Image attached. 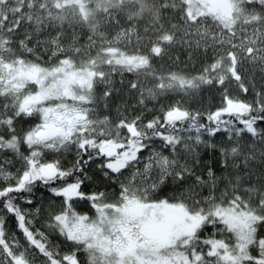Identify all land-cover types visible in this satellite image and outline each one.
<instances>
[{
    "label": "snow or ice",
    "instance_id": "6c2138e0",
    "mask_svg": "<svg viewBox=\"0 0 264 264\" xmlns=\"http://www.w3.org/2000/svg\"><path fill=\"white\" fill-rule=\"evenodd\" d=\"M251 3L264 8V0ZM33 7L29 0H0V60L23 61L13 45L32 56L60 40L63 33L42 35L48 27L42 17L35 23L30 12L20 18ZM23 24L28 27L21 32ZM261 36L257 31L248 37L244 53H228L230 62L252 66L247 84L236 68L218 72L221 60L213 54L174 93L190 98L214 86L219 107L203 112L174 100L136 115L117 106L113 121L101 114L120 91L110 79L97 101H84V111L75 104L49 106L39 87L23 104L0 91L7 101L0 103V264H264V176L253 181L248 168L257 155L264 158V149L256 147L264 142V83L256 86L257 72L264 81ZM202 51L207 55L208 47ZM41 78L47 82L45 76L31 83ZM230 80L238 95L230 94ZM127 84L140 89L137 103L145 105L139 78ZM175 88L170 83L147 92L157 101ZM250 95V102L242 99ZM244 137L253 143H241ZM141 188L160 194L155 204L181 210L182 222L154 233L149 213L133 218L129 210L147 202ZM82 203L86 209L78 211Z\"/></svg>",
    "mask_w": 264,
    "mask_h": 264
},
{
    "label": "rangeland",
    "instance_id": "374dc122",
    "mask_svg": "<svg viewBox=\"0 0 264 264\" xmlns=\"http://www.w3.org/2000/svg\"><path fill=\"white\" fill-rule=\"evenodd\" d=\"M55 1L29 0L34 7L19 13L21 19H26L30 12L33 23L36 18L42 17L48 25L43 36L54 38L58 33L63 35L54 45L50 42L44 46L48 48L47 52L38 48L32 56H28L13 45L16 56H22L23 61L8 63L0 60V73H3L4 81L0 85V91L8 92V99L14 97L13 92L19 93V102L23 104L31 98L29 93L39 87V96L43 99L51 96L65 97L59 102L49 100V106L57 103L75 104L84 111L87 108V104L83 102L86 99L84 94L91 92L93 88L99 90L105 86L103 81L106 79L113 81L118 77L119 80L128 82L127 79L133 73L130 70L127 72L128 68L135 67L143 60L169 59L180 71L186 70L177 72L178 78L174 80L183 79L187 84L213 54L221 60L218 72H231L236 68L243 77L244 84H247L252 66L247 61L243 65L230 62L228 53H244L245 40L254 36L257 31L264 39V16L254 13L250 9L253 3H243L244 0H237L234 4L223 1L215 8L203 2L198 4V0H78V4L72 0L63 4ZM41 3L44 5L43 10L40 8ZM23 25L28 27L27 24ZM233 44L241 47L232 48ZM205 47H208L207 55L202 51ZM53 51L56 53L54 56L50 55ZM241 58L237 56L236 60ZM61 60L63 62L58 63ZM245 68L249 71L245 72ZM5 75L11 79L16 77L15 84ZM45 76L46 83H39L43 78L38 84L31 83L37 77ZM256 81L257 88L264 83L259 72L256 73ZM228 87L230 94H239L235 81L230 80ZM22 90L27 92L20 96ZM201 92L202 89L199 94ZM67 95H73L75 99L67 100ZM171 97L176 99L174 93ZM201 98V95L198 96V99ZM205 99L207 96L201 100ZM242 99L250 102L252 97L250 95ZM4 102H7L5 98L0 97V103ZM186 103L188 102L184 101L183 105ZM133 105L135 103L124 107V111L133 108L129 112V115H133ZM109 108L117 117L115 109ZM145 108L149 107L143 105L137 109ZM259 146L263 149L264 142H258L257 148ZM248 168L254 170L253 181L256 176H264V172H261L264 170V161L258 155L249 162ZM140 194L147 197V202L141 201L139 205H134L129 210L130 215L139 218L149 213L153 218L151 231L163 233L172 225L182 222L181 210L154 203V199L159 198L158 193H145L141 188ZM152 203L156 207L147 205Z\"/></svg>",
    "mask_w": 264,
    "mask_h": 264
},
{
    "label": "trees",
    "instance_id": "16d2710c",
    "mask_svg": "<svg viewBox=\"0 0 264 264\" xmlns=\"http://www.w3.org/2000/svg\"><path fill=\"white\" fill-rule=\"evenodd\" d=\"M56 1L58 2V4H63L67 0H56ZM72 1H75L76 4H78V2H79L78 0H72ZM198 4H200L199 1H198ZM84 6H85V3H84ZM256 10H259V11L262 10L264 12V9L260 8V7H258V9H256ZM20 15H23V14H20ZM26 28H27L26 25H21V32H23L24 29H26ZM129 70L133 71V73L131 74V77L129 79H127V81H131V80L139 78V82H140L141 86L145 89V91H147V89L151 87L158 92L161 84L166 89L168 84L171 83V84L176 85V88L173 90V93H175V92L180 91L181 88H184L187 86L186 81H184V83L181 84V79L174 80L176 77L178 78L177 72L182 73V72H185L186 70L183 69L182 71H180L179 68L174 67L172 65L171 61L167 58L143 60V61L137 63L135 65V67L128 68L127 72H129ZM118 81H120L118 77L113 80L115 87L120 89L119 94L113 95L110 98L109 107L115 109V107L119 104L126 107V106L130 105L131 103H135L136 107H134L135 109H134L133 115L140 114L141 111H143V110L137 109L138 107H141V105H139L137 103L138 92L140 91V89H137L136 91H131L128 88L127 82H125L123 85H121L120 83H118ZM95 89L96 88H93V90L91 92L83 95L84 98H86L85 100L97 101L101 97L100 94H103V92L105 90V86L99 88V90H95ZM145 91H144V96H145V101H146L145 105H147V107L153 109L154 112L158 111L162 105L167 106V105L173 103L174 100H180V99L188 102L185 105H183V107L186 110H201L203 112V111L207 110L208 106H210V105L212 107H219V93L217 92V90L214 86L210 87V88H205V90L202 89V92L200 94L198 92L196 94L191 95L190 98L188 97L186 99H184L181 96H176V99L172 98L171 97L173 94L172 93L168 96L160 97L157 101H153L148 97V95H146ZM24 92H27V91L22 90L20 92V96L22 94H24ZM13 93H14L15 101H19L18 95L15 92H13ZM80 94H81V91H80ZM200 95L202 98L207 96V99H205V100H201L202 98L198 99V96H200ZM48 100L56 102V100H53L50 98ZM86 107H88V105H86ZM132 109H130V110L127 109V111H124V112L129 114V112L132 111ZM123 110H124V108H123ZM101 114L111 115L113 121L118 119V116L116 117L114 115V113L110 110V108H109L108 113L102 112ZM148 118H151V114L148 115ZM233 119L235 120L236 117L234 116ZM241 119L247 120V119H250V117H241ZM219 139H221V137H217V140H219ZM241 143L251 144V143H253V141L250 140L248 137H244L242 139ZM257 146H258V142L256 143V147ZM257 149H262V147L259 146ZM259 158L261 159V161H264V158H261V157H259ZM69 159H70V157H69ZM261 172H264V170H261ZM168 191L171 192L172 189L169 188ZM42 200L45 204L47 203V197L46 196L42 197ZM147 205L152 206V207H156V205L153 203L147 204ZM85 209H86V205L83 203L77 206L78 211H84Z\"/></svg>",
    "mask_w": 264,
    "mask_h": 264
},
{
    "label": "bare ground",
    "instance_id": "6f19581e",
    "mask_svg": "<svg viewBox=\"0 0 264 264\" xmlns=\"http://www.w3.org/2000/svg\"><path fill=\"white\" fill-rule=\"evenodd\" d=\"M259 7V6H258ZM262 11V10H261ZM261 11L259 10H256V13H260L261 14ZM264 16V13L262 14Z\"/></svg>",
    "mask_w": 264,
    "mask_h": 264
},
{
    "label": "flooded vegetation",
    "instance_id": "af4514ba",
    "mask_svg": "<svg viewBox=\"0 0 264 264\" xmlns=\"http://www.w3.org/2000/svg\"><path fill=\"white\" fill-rule=\"evenodd\" d=\"M212 3H214L215 0H210Z\"/></svg>",
    "mask_w": 264,
    "mask_h": 264
}]
</instances>
